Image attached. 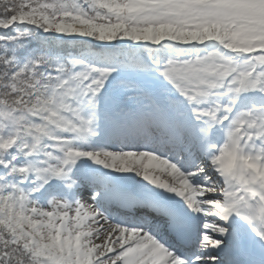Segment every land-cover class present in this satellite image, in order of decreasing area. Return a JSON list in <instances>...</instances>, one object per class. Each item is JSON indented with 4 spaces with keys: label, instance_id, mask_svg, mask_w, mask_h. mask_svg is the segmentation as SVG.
<instances>
[{
    "label": "snow or ice",
    "instance_id": "1",
    "mask_svg": "<svg viewBox=\"0 0 264 264\" xmlns=\"http://www.w3.org/2000/svg\"><path fill=\"white\" fill-rule=\"evenodd\" d=\"M0 264H264V0H0Z\"/></svg>",
    "mask_w": 264,
    "mask_h": 264
}]
</instances>
